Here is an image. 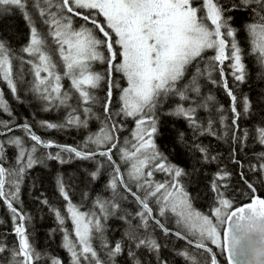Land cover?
Instances as JSON below:
<instances>
[{"label":"snow or ice","instance_id":"1","mask_svg":"<svg viewBox=\"0 0 264 264\" xmlns=\"http://www.w3.org/2000/svg\"><path fill=\"white\" fill-rule=\"evenodd\" d=\"M10 8L23 14L29 27V38L19 50L23 55L0 40V82L6 84L13 99L19 101L17 80L25 74L23 66L28 65L27 73L32 76L29 91L43 102V111L64 109L62 122L41 120L37 122L40 128L46 131L87 129L89 120L95 115L92 105L97 97L93 92L102 82L107 87L102 104L104 119L99 130L87 135L77 145L45 139L27 122L16 125L22 136H9V132H14L11 126L15 124L11 119L14 113L5 93L0 91V116L9 118H0V128L6 130L0 132V136L5 137L0 142V201L10 213L15 238L11 244L7 243L6 237L0 238V264H40L42 260L45 264H63L58 256H48L37 250L28 230L31 217L16 206L20 203V185L24 176L42 162V156L38 155L42 150L46 153L43 158L61 164L72 159L94 161L95 170L90 172L93 180L101 175L105 161L110 169L111 178L106 189L111 190L113 198L96 199L88 211H82L83 205L73 202L61 178L56 181L65 204L63 209L50 207L49 210L60 226L61 247L69 254V264H115V258L123 253L119 241L110 246L103 238V220L120 208L116 201L120 195L118 188L134 197L139 206L135 212L139 219L138 229L148 233L150 222H153L169 235L170 229L161 218L171 215L177 226L174 235L179 240H186L202 254L201 264H218V257L212 254L214 248L227 253V264H234V261L236 264H264V198L252 195L250 202L234 207L233 200L226 195L228 185L220 183L230 174L220 169L211 184L215 200L210 214L196 210L181 183L186 172L168 162L154 140L158 132L156 111L164 101L173 97L176 106L171 115L186 120L194 133L199 129L200 135H217L212 120L204 128L196 115L199 108L207 109L209 102L215 100L209 94L202 97L203 103L193 101V94L201 97L202 78L224 88L230 98L231 136L233 141L240 139L237 131L241 112L237 108V96L225 77V62H229L227 68L231 69L230 74L238 83L245 81L246 67L237 29L231 23L234 17L227 13H249L245 32L250 53L264 68V0H202L199 4L194 0H31L30 3L29 0H0V12H7ZM33 12L38 14L39 22L34 20ZM76 18L83 23L77 24ZM208 51L214 55L205 58L204 53ZM54 55H58L59 61L54 60ZM205 59L207 63L202 65L201 61ZM17 61L20 72L15 70L14 62ZM97 63L107 65L106 75L93 69ZM216 71L219 80L213 78ZM117 73L127 86L115 79ZM64 79L70 85L67 90L62 84ZM116 89L120 94L118 108L113 111ZM250 107L249 98L245 96L243 113L247 114ZM218 111L222 113L223 107ZM119 118H130L135 123L131 137L123 141L129 147H118V133L123 130ZM225 119L220 116L221 125ZM256 132L259 143L264 146V127ZM225 135H228L227 131ZM183 138L184 134L180 133V139ZM9 146L15 150V165L6 168L2 165ZM53 148L55 152L49 151ZM195 148L206 161L209 159L207 148L199 144ZM114 149L119 152L120 161L127 165V180L114 160ZM260 157L262 162L258 166L252 165V171L264 177V153ZM156 171L165 173L170 179L156 181ZM129 181L135 184L136 191ZM246 183L255 193L253 184ZM84 198H88L87 193ZM122 198L127 199V196ZM42 202L48 204L47 200ZM66 221L71 222L70 230L65 227ZM223 225L227 227L221 233ZM129 238L136 249L160 251V245L151 234H130ZM96 239H100L101 248L106 250L107 262L94 247ZM127 255L132 264H140L131 247ZM179 256L196 264L186 251L179 252Z\"/></svg>","mask_w":264,"mask_h":264},{"label":"trees","instance_id":"2","mask_svg":"<svg viewBox=\"0 0 264 264\" xmlns=\"http://www.w3.org/2000/svg\"><path fill=\"white\" fill-rule=\"evenodd\" d=\"M199 2L200 0L194 1L195 4H198ZM227 15H231L234 17L231 23L237 29V38L242 49L244 50V63L246 67V79L243 83H238L231 76V69L227 68V64L229 62H225V77L229 83V86L237 96V108L241 112L240 118L238 120L239 129L237 131V136L240 139H238L237 141H233L231 136L233 126L231 125L232 113L230 110V98L227 96L224 88L222 86L213 84L204 86V79L202 78L200 80L201 97H196L193 94V101L199 100L200 103H203L204 101L202 97H207V95L209 94L214 96L215 100L213 102H209V106L207 109L199 108L196 115L198 120L200 121V124L204 128L207 127L208 121L212 120L213 131H215L217 135H200L199 129L194 133L193 129L190 128L189 125L187 126V121L186 124L185 122H182L183 118L177 117L175 115H163L164 118L161 122V130L159 128L156 141L157 149L162 150L172 162H174L186 172V175L181 178V183L186 187V191L190 194H193L194 198L196 199V209L198 208L197 210L205 214L208 213V211L210 212V209L214 204V201L213 203L210 202L212 199V194L209 190V185L214 180L217 172L220 169H224L230 174L225 181L220 182L226 183L228 185L226 195L228 196V198L233 200L234 207L250 201V197L252 195L264 198V177H261L257 172L252 171V165L258 166L259 163L262 162L260 154L264 153V146L259 143L256 132L258 128L264 127V68H262L259 64L257 57L250 53V45L245 32V24L249 22L250 19L249 13L246 11H235L227 13ZM36 18L39 19V17H34V19ZM13 23H18V25L19 23L21 24L20 18L15 16L14 19L12 18L11 20H8L5 24H3L2 27V33L10 41L18 40L21 33L20 28H11ZM76 23L80 24L83 23V21L80 22V19L76 18ZM212 55H214L212 51L204 53L205 58ZM204 63H207L206 59L204 61H201L202 65ZM189 71V74H191L192 70L189 69ZM119 77L122 80L121 74H119L118 78ZM213 78L219 80L218 71L213 72ZM106 87V83L102 82L101 86L93 92V94L97 97L101 108L103 104V97L106 95ZM118 93L114 91L113 101H115V103ZM245 96L249 98L251 105L250 110L247 114H244L242 110V102ZM172 100L175 101L176 99ZM26 103L28 104L23 106L20 105L18 108L19 111L24 114V116L29 117L33 114L32 107L30 106L33 103H29V101H26ZM188 103H192V101H189ZM175 106L176 101L173 104L171 102V105L168 106L170 108H168L167 111L169 110L170 112H172ZM221 106L223 107L222 113L218 111ZM163 110L158 111L162 112ZM62 111L64 115V109H62ZM35 115H38V113ZM221 115L226 117L224 125L220 124ZM42 116L44 117L43 111L42 114L39 115V117ZM226 131L228 132V135H225ZM180 133L184 134L183 140L180 139ZM244 133H247L246 137L244 136ZM197 144L207 148V154L209 157L207 161L203 158V155L195 148V145ZM118 147H123L122 139L120 141V138ZM159 147H161L162 149ZM52 152H55L54 149ZM113 152L114 160L116 161L117 165L120 166L122 172H124L126 175L127 165L125 168V164L120 161V154L116 149H114ZM211 157H216V159L212 160ZM9 160L10 165L13 167L15 165L13 153L9 154ZM233 160H235L236 162L234 163ZM79 166H74V169L72 168L73 170L67 171L66 176L68 177V173L70 174V172L76 169H79L82 172V169L87 168L83 167L82 165ZM81 172H77V174L81 175ZM109 172L110 169L108 168L107 163L106 175H109ZM162 174L163 173L156 171L154 174V179L156 181H159V177H161V179L163 178ZM78 175H69L70 180L74 182L73 185L75 186V188L73 191L68 192L70 193V196L75 203L78 202V197L82 198L83 194L87 192V190H85L82 194V189L90 185V183L85 178H80ZM241 176H243L244 179H242ZM31 177V186L33 187L34 192L31 196L33 198L36 195L38 198V195L42 194L44 196L47 195L54 197V188L49 183V175L44 176L42 174L41 176H39L34 173V175ZM246 181L253 184L254 188L256 189L255 193H253L252 190L248 189ZM231 182H233L234 186L230 185ZM95 186H93V188L90 190L91 192L97 191L96 188H94ZM131 187L133 191H136L135 186ZM231 188H233V190H231ZM108 192H111V190H109ZM118 192L121 196H127L125 203L126 205L128 203V205L131 207V210L128 207V214L131 213L132 215L126 214L125 220L121 218L119 220H113L114 224L118 225H116L114 229H117V232L120 231V234L126 236L124 238V244H122L123 241L121 242L124 251L122 254L115 258V264H132V259H129V256L127 255L128 249L130 247L133 249V251L136 252V258L140 261V264H161V262H163V264H191L190 261H186L183 257L179 256V252L181 251L188 252L189 255H191L196 261V264H201V260L203 257L201 253H198V250L188 245L187 241L177 239L173 232L169 235H165L158 227L155 226V224H152L151 222L148 233L151 234V236L155 238L157 240V243L160 245L159 253H155L154 258L150 253H143L142 251L145 249H136L135 244L129 238V235H137L138 233L137 227L135 226V224L138 223H135L134 220L135 212L138 210L139 206L135 202V200L129 196L130 194L128 195L127 193H125L122 188H118ZM138 195H142V193H138ZM34 201L37 202L38 200ZM84 205L87 206L88 203ZM30 206L31 212L33 214V204H30ZM88 206H83L81 210H88V208H90V204ZM152 206L155 210V206ZM40 211L43 213L44 217L39 222L42 224V226L47 228L46 226L49 224V217L46 213V208L42 209V207L40 206ZM40 211L38 207L34 208V212H36V214H41ZM156 214L158 215V212ZM162 220L171 231H177L176 225L172 224L170 221L166 222V220ZM54 228V231L60 232L59 228L56 225L54 226ZM42 230L43 231L37 236L40 242L45 241L46 236L44 233L45 230ZM139 230V232L143 233V235L148 234L145 233L143 229ZM12 237L14 238L13 235ZM189 239H191V237H189ZM51 243L52 244L50 245V247H48V249L50 251H53L55 250L56 245L54 241H51ZM213 253L218 257V264H225L221 251H217V249L214 248ZM48 254H50V252H48ZM4 255L6 256L7 254ZM99 256L104 261H108L105 249L102 254H99ZM157 256H159V260L157 259ZM58 257L63 261V264H69V254L65 250H63V252L61 251ZM108 264H111V262H108Z\"/></svg>","mask_w":264,"mask_h":264},{"label":"bare ground","instance_id":"3","mask_svg":"<svg viewBox=\"0 0 264 264\" xmlns=\"http://www.w3.org/2000/svg\"><path fill=\"white\" fill-rule=\"evenodd\" d=\"M30 2H31V0H29V3ZM15 16L20 18L22 25L20 23H19V25H18V23H13L11 28H14V29L20 28L21 33H20L18 40L10 41L2 33V27H3V24H5L8 20H11L12 18L14 19ZM33 17H39V16L37 13L33 12ZM34 20L36 22H39L38 18H36ZM28 38H29V27H28L27 22L23 18V14L19 10L15 9V8H10L7 12H0V40L5 41L8 44V46H10L16 53L23 55L22 53H20L19 50L23 46L26 45ZM53 47H54V45H53ZM53 58H54V60L59 61L58 55H54ZM25 59H28V57L25 56ZM14 63H15V70L17 72H20L21 69L19 66V62L17 61ZM23 67L25 70V74L23 75L22 78L17 80L18 94H19V98H20L19 101L14 100L12 97V94H11L10 90L7 88L6 84H4L3 82H0V91L5 93L6 99L10 102V107L14 113L13 117L11 118L12 120L15 121V124L11 125L14 129V132H9L8 133L9 136H11L13 134L22 136L23 133L19 129L16 128V125L27 122V123H31L33 130L38 135L42 136L45 139H52L55 142L60 143V144L77 145V144H80L87 137V135L89 134V131H91V128L99 130V127L101 126V121L104 119V113H103L102 108L100 107V103L98 102V100L96 101V103L94 105H92L93 112L95 113V115L93 116V118L91 120H89V126L87 129H84V128L75 129V128H73V129H67V130H61V131H56V130L46 131V130L40 128L37 124L38 121L47 120V121L60 123V122H62L64 115L62 113H60L59 111H57V114H54L53 112L56 110H52L49 112L43 111V102L41 100H39L38 98H36V96H34L29 91L30 82L32 80V76L29 73H27V69L29 66L24 65ZM62 84L64 85L65 90H67L70 86L67 79L62 80ZM26 101H29V103H33L30 105L32 107V113L33 114L30 115L29 117L24 116V114L21 111H19V108H18L20 105L23 106V105L28 104V103H26ZM115 108H116L115 110H117L118 103L115 106ZM42 111L44 112V118L39 117V115L42 114ZM100 111H101V113H100ZM37 113H38V115H35ZM170 113L171 112L169 110L168 111L163 110L162 112L156 111V118L158 121V132H159V128L161 130V122L164 118L163 115L169 116V115H171ZM97 117L99 119H97ZM0 118L6 119V120L9 119L6 115L0 116ZM119 119H120V123L123 124V130L118 133V137L120 139H122V138H125L124 133L130 132L131 129L133 128V124H132L133 120L130 121L129 119H123V118H119ZM182 122H185V124H186V120L183 119ZM134 125H135V123H134ZM188 125L189 124L187 122V126ZM5 131H6L5 129L0 128V132H5ZM158 132H157V134H158ZM77 133H79V134H77ZM157 134L154 137L155 142L157 141ZM51 135H53L54 137H51ZM4 139H5V137L0 136V142H2ZM28 143L30 144L31 141H28ZM155 144L157 146V142ZM159 148H161V147H159ZM53 149H54V151H56L55 148H53ZM53 149H51L49 151H53ZM158 150L167 158L168 162L176 165L174 162H172L167 157V155L162 150H160V149H158ZM10 153H13L14 162H15V150L9 146L6 148V160H5L4 164L2 165L6 168L12 167L10 165V160H9V154ZM38 155L42 156V162L37 163L32 169L28 170L27 173L25 174L23 182L20 185V194H19L20 203L17 204L16 206L21 208L26 216L31 217V222L28 224V230L30 232L31 241L35 244L37 250L48 255V256H59L60 252L61 251L63 252V250H64L61 247L62 233L54 231L55 225L58 228L60 226L58 225V222L56 221L54 214L49 210V208L50 207L60 208V209L64 208L65 202L63 201L62 197L59 195L58 186L56 183L58 178H61L63 180L64 184L67 187V191H73L74 190V186H73L74 182L71 181L70 178L64 174L65 173L64 171L60 172L59 170L63 169L68 163L71 164L72 166L82 165L83 167H87L85 169H82V170H86V171H82L81 173H83L82 175H84V178L90 184H92L93 179L90 176V172L95 170V164H91L88 161L78 160V159H72L68 163L61 164L59 161L48 160L46 158H43V156L46 155V153L43 150L40 153H38ZM97 158H98V160L103 159L100 157H97ZM176 166H178V165H176ZM106 171H107V162L105 161L104 162V168L101 169V175H99L98 178L96 180H94V182H95L94 186L96 185L94 188H96V190L99 192L102 190L109 191V189H106V184L108 182V177H109V175H106ZM34 173L39 175V176H41L42 174L44 176L49 175V180H50L49 183L54 188V197L47 196L46 194L45 195L47 197L44 196L43 194L38 195V198H37V195L34 198L31 196L32 193H34V192H33V187L31 186L32 181L30 179L32 178L31 176H33ZM211 184H212V182L209 185V190L211 191V194H212V199L210 202L213 203V201L215 200V193H213V191L211 190ZM230 185L234 186L233 182H231ZM184 188L186 190L185 186H184ZM221 190L223 191V189H221ZM231 190H233V188H231ZM85 193L88 194V198L85 199L84 194H83L82 198L78 197L80 200L78 199V202L76 204L83 205L84 207H87L89 204L91 206L95 200L96 195L92 196L88 192H85ZM129 196L132 197L131 195H129ZM189 197H190L192 203L194 204V206H196L197 201L194 198L193 194L189 193ZM34 200H38V201L35 202ZM44 200L48 201L47 205H45L42 202ZM124 200H126V199H124ZM84 201L88 203L87 206L84 205V204H87ZM30 204H33V214L31 212ZM199 204H201V203H199ZM40 206L42 207V209L46 208V213L48 214V217H49V224L46 226L47 228L42 226V224L39 222L44 217L43 213L40 211ZM36 207L39 208V211L41 212L42 215L40 213L36 214V212H34V208H36ZM9 217H10V213L8 212L6 207L3 205L2 201H0V238L6 237L7 243L11 244L12 241L14 240V238L12 237V221ZM162 219L166 220V222L170 221L172 224L175 225V223L172 220L175 218L171 217V215H169V217L166 219L165 218H162ZM134 221H135V223L139 224L138 218L135 217ZM151 223L154 224L153 222H151ZM138 224H135V226L137 227ZM103 225H104L103 238L108 241L109 245L114 246L115 242H117V241H119L120 243L123 241L122 244H124V238L126 236H124L123 234H120L121 233L120 231L117 232L116 231L117 229L116 230L114 229L115 226L117 225V224H114V221L103 222ZM65 227L70 230L72 227L71 222L66 221ZM120 228H121V226H120ZM42 229L45 230L44 233L46 236H45V241L40 242L38 240L37 236L43 231ZM137 231H138L137 235H143V233L139 232L140 230L138 229V227H137ZM172 232L173 231L170 230V233H172ZM51 241H54V243L56 245V248L53 251H50L48 249V247H50V245L52 244ZM45 246H47V247H45ZM94 247L97 248L98 255L102 254L104 252V249H102L100 246V239H96L94 241ZM48 252H50V254H48ZM142 252L143 253H150L155 258V252H149L147 249L143 250ZM128 258L130 259V257H128ZM40 264H45V262L42 260V261H40Z\"/></svg>","mask_w":264,"mask_h":264},{"label":"rangeland","instance_id":"4","mask_svg":"<svg viewBox=\"0 0 264 264\" xmlns=\"http://www.w3.org/2000/svg\"><path fill=\"white\" fill-rule=\"evenodd\" d=\"M195 1V0H194ZM196 1H199V0H196ZM202 2V0H200V2L199 3H201ZM198 3V4H199ZM101 21L103 20V18L102 17H100L99 18ZM106 68H107V65L105 64V65H101V64H99V63H97V64H94V66H93V69L95 70V71H98V72H100V73H102V74H104V75H106ZM190 72V71H189ZM118 76H119V73H117V74H115V79L122 85V86H127L126 85V81L122 78V80L120 79V77L118 78ZM186 82V81H185ZM203 85L204 86H209V85H212L208 80H206V79H204L203 80ZM116 91V93H118L120 90L119 89H116L115 90ZM120 94V93H119ZM105 97H106V95L103 97V99L105 100ZM119 97V96H118ZM118 97H117V102H118ZM172 99H175L174 97L173 98H170V99H168V100H166V101H164L163 103H162V105L157 109V111L158 110H163V109H168V108H170V107H168L169 105H171V102H172V104L176 101H174V100H172ZM104 100H103V102H104ZM100 102H101V100H100ZM117 104L115 103V101H113V111H115V106H116ZM53 110H56V111H54L53 113L54 114H57V111H59L60 113H62L63 114V111H62V109H53ZM40 118H44L43 116L42 117H40ZM129 120L131 121L132 119H130L129 118ZM132 124H133V128L132 129H134V127H135V125H134V121L132 122ZM132 129H131V131H132ZM96 131H98V129H93V128H91V131H89V134H91V133H94V132H96ZM131 131L130 132H127V133H124V137L125 138H122V144H123V147H129L128 145H125L124 143H123V141L126 139V138H130L131 137ZM77 134H79V133H77ZM88 134V135H89ZM51 137H54L53 135H51ZM120 141H121V139H120ZM98 159V158H97ZM100 160V159H99ZM88 162H90L91 164H95V162L94 161H88ZM95 167H96V164H95ZM74 169V166H72L71 164H67L63 169H61V170H59L60 172H62V171H64L65 172V175H66V172L67 171H71V170H73ZM125 168H126V165H125ZM83 171H86V170H83ZM77 172H81V170H79V169H76V170H74V171H72V172H70V174H76V175H78L77 174ZM69 173H68V177H69V175H70ZM83 173H81V175H78L80 178H83L84 179V175H82ZM162 179H161V177H159V181L160 182H162V181H166V180H169L170 179V177H168L165 173L164 174H162ZM109 178H110V175H109V177H108V180H109ZM126 180L128 179L127 178V175H125V177H124ZM129 183H130V186H135V184L133 183V182H131V181H129ZM94 184H95V182H94V180L92 181V184H90L89 186H87L86 188H83L82 189V194L84 193V191L85 190H87V192L88 193H90L92 196L93 195H96L95 196V200L96 199H98V198H101V199H106V200H110V199H112L113 198V194L111 193V192H108V191H106V190H102V191H95V192H91L90 190L93 188V186H94ZM74 186V185H73ZM74 188H75V186H74ZM99 192V193H98ZM123 196H121V195H119V196H117L116 197V201L120 204V208L119 209H117V211H116V213L115 214H113V215H109L108 217H107V219H105V220H103V222H111V221H113V220H118V219H120L121 217H125V215L126 214H128V207H129V209L131 210V207L128 205V203H127V205H126V203H125V200L122 198ZM94 200V201H95ZM192 202V201H191ZM193 204V203H192ZM92 206H90V208H91ZM127 207V208H126ZM193 207L196 209V207L194 206V204H193ZM90 208H88V210L90 209ZM87 210V211H88ZM129 210V211H130ZM96 211H98V209H96ZM206 214H210V212L208 211V213H206ZM129 215V214H128ZM113 218V219H112ZM124 220H125V218H124ZM173 220V222H174V219H172ZM175 223V222H174ZM221 229H222V226H221ZM217 249V251H219L220 249H218V248H216Z\"/></svg>","mask_w":264,"mask_h":264},{"label":"water","instance_id":"5","mask_svg":"<svg viewBox=\"0 0 264 264\" xmlns=\"http://www.w3.org/2000/svg\"><path fill=\"white\" fill-rule=\"evenodd\" d=\"M250 202V201H249ZM248 203V202H247ZM245 204V203H244ZM241 206H243V204L241 205ZM224 227H227V225H224ZM223 227V228H224ZM222 232H223V230H222ZM223 255H224V258H225V260H226V263H227V253H225V252H223ZM234 264H236V261H234Z\"/></svg>","mask_w":264,"mask_h":264},{"label":"flooded vegetation","instance_id":"6","mask_svg":"<svg viewBox=\"0 0 264 264\" xmlns=\"http://www.w3.org/2000/svg\"><path fill=\"white\" fill-rule=\"evenodd\" d=\"M119 93H120V91H119ZM119 93H118V96H119ZM118 96H117V97H118ZM116 104H117V98H116Z\"/></svg>","mask_w":264,"mask_h":264}]
</instances>
